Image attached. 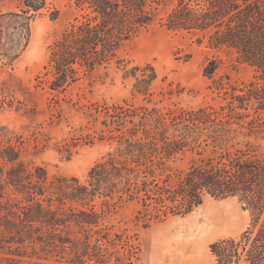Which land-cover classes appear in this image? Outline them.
<instances>
[{"label": "trees", "instance_id": "trees-1", "mask_svg": "<svg viewBox=\"0 0 264 264\" xmlns=\"http://www.w3.org/2000/svg\"><path fill=\"white\" fill-rule=\"evenodd\" d=\"M5 1L14 0H0ZM15 1L20 13L10 15L20 18L23 52L30 23L47 9L48 0ZM175 1L162 26L235 53L254 69L252 79L241 86L232 85L229 76L216 79L221 61L210 59L204 76L221 95L216 104L165 110L124 101L97 108L117 147L84 181L50 177L46 168L28 164L21 137L2 129L0 254L7 264H141L134 236L119 227L122 211L135 205L136 221L150 228L194 213L207 196L237 199L251 218L239 236L210 245L217 264H264V153L251 140L264 132V0ZM160 3L76 0L80 15L50 45L45 77L51 79L40 83L65 94L83 77L116 66L135 78L136 94L152 97L155 68L128 69L130 62L121 52L156 24ZM58 16L54 11L51 19ZM1 34L0 49L5 32ZM3 56L14 61L20 53ZM183 158L187 166L177 167Z\"/></svg>", "mask_w": 264, "mask_h": 264}, {"label": "rangeland", "instance_id": "rangeland-1", "mask_svg": "<svg viewBox=\"0 0 264 264\" xmlns=\"http://www.w3.org/2000/svg\"><path fill=\"white\" fill-rule=\"evenodd\" d=\"M76 0H48L47 9L30 23V40L21 52L25 40L19 29L17 2H0L1 30L5 32L0 49V132L8 130L21 137L23 159L31 165L46 168L50 177L64 175L86 180L91 168L117 147L109 140L102 126L103 106H157L161 109H198L221 101L213 81L204 76L210 59L221 61L216 79L229 76L230 83H248L254 69L238 59L235 53L210 48L206 41L169 31L162 19L174 8L175 0H161L155 25L135 36L121 55L130 62L128 69L151 65L158 78L148 99L134 92L135 78L116 66L101 68L83 77L65 94L53 93L45 77L50 45L80 15ZM59 12L56 20L51 19ZM13 50H10V49ZM20 56L11 61L3 56ZM141 75V73H139ZM170 91H173L172 93ZM170 93V94H169ZM106 138L101 140L103 134ZM264 153V132L251 138ZM181 158V157H180ZM186 158L176 166H187ZM137 207L128 205L121 213L119 227L128 229L141 249V264H217L210 245L217 240L237 237L251 223L237 199L215 200L207 196L204 204L186 217H173L144 228L135 219ZM0 264H7L2 260Z\"/></svg>", "mask_w": 264, "mask_h": 264}]
</instances>
